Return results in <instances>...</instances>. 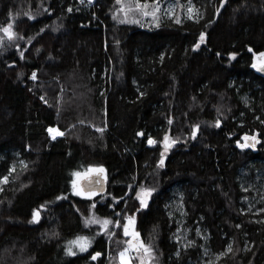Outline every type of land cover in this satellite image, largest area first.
<instances>
[{
	"label": "trees",
	"instance_id": "obj_1",
	"mask_svg": "<svg viewBox=\"0 0 264 264\" xmlns=\"http://www.w3.org/2000/svg\"><path fill=\"white\" fill-rule=\"evenodd\" d=\"M159 6L154 20L125 17L117 0H0V27L16 33L0 31V264H119L121 231L86 226L93 215H133L155 264L197 262L204 249L213 264H264V78L248 51H264V0ZM50 127L64 135L52 140ZM246 134L258 135L256 148L237 145ZM165 135L177 141L167 152ZM100 167L107 192L75 195L72 181ZM141 187L154 189L144 208ZM181 222L190 247L176 239ZM77 236L91 246L68 255Z\"/></svg>",
	"mask_w": 264,
	"mask_h": 264
},
{
	"label": "snow or ice",
	"instance_id": "obj_2",
	"mask_svg": "<svg viewBox=\"0 0 264 264\" xmlns=\"http://www.w3.org/2000/svg\"><path fill=\"white\" fill-rule=\"evenodd\" d=\"M84 0H81V3H83ZM89 3L92 2V0H88ZM117 3L121 5V8L119 9L120 12H123L125 17L128 16V14L130 12L133 11H138L140 14H142L143 16H152L153 19H156V15L157 13L160 11V6H159V0H152V6H151V10H149V3L147 2V0H145V2H141V0H135V4L134 5H125L124 0H117ZM69 12L72 11L71 8L68 9ZM194 9L192 7L188 8V12L191 15V13H193ZM217 11H219V9H217ZM11 15V13H10ZM33 18V17H30ZM116 16H113V19H115ZM121 22H125L124 20H121ZM129 23H138V20H129ZM177 23H180L179 19H177L176 21ZM13 25L12 23H8L6 26L0 27V31H2L9 40H12L15 38L16 33L13 32ZM205 42V34L201 33L198 39V42H196L193 47L194 49H198L200 48L201 44H203ZM0 43H2V38H0ZM249 52H252L253 55V63H252V68L256 69L259 72H264V51H260V52H253V50L251 48L248 49ZM21 58H23V52H21ZM217 55H219V53H217ZM229 56L232 60L236 59V53H229ZM32 79H36V73L33 72L32 73ZM169 123H171V120H169ZM219 121L216 122L217 127L219 126ZM199 129V125H194L193 126V132H192V138L195 139L196 137V132ZM100 132H103V129H97ZM48 132L51 134L52 139H56L57 136H63L64 133L61 132L59 129L57 128H48ZM137 135L143 136L144 133L143 132H139L137 133ZM243 143H241L239 140H237V145L244 149V148H255L256 144L259 143L258 139L256 136H248L247 134L243 137ZM148 144H155L156 141L154 139H152L151 137H148L147 140ZM177 141L176 140H171L169 138V136L165 135L164 139H163V146H164V152H167L169 150L170 147H172V145H174ZM164 152L161 153V159H160V165L163 166L164 163ZM15 170V168L13 167V171ZM91 171L96 172L99 175H103L104 173V169L102 167L100 168H93L91 169ZM74 176H76L77 178L81 177V173L76 172L73 173ZM8 183V176H4L2 178H0V184H6ZM95 183H100L99 180H97ZM72 186H73V191L74 194L77 196H82V197H86L88 199H91L93 196H95L97 194V190L91 185L89 184V186L85 187L82 186L81 184H79L77 182V180H73L72 181ZM129 188H131V186H129ZM99 191H103V188L101 187L99 189ZM154 191V189L152 188H145V187H141L139 189V191L135 192V197L136 199L139 201V205L141 208L147 207L148 204V199L149 197L152 195V192ZM62 197L58 196L56 197V199H61ZM116 199V198H114ZM95 204L93 203L91 205V208H95ZM41 207H43V205H41ZM262 211H264V209H262ZM115 215L119 216L120 213H115ZM40 219V211L39 210H34L33 212V216H32V221L30 222H38ZM125 219L127 220V223H124L123 225H121V221L120 220H115L112 221L111 219H100L98 217H96L95 215L91 216V217H87L84 220V223L86 226L92 225V224H99L101 226V228L105 231L108 230L109 225L111 224H115L116 227H122L123 228V233L125 236L130 237L131 239L129 241H127L128 247L125 248L124 250H122L119 253V260H120V264H131V256H130V252L135 251L137 252L139 255V259H140V264H151V260H152V249L148 246L145 245L143 243V241L140 239V234L139 232H137L135 230V217L133 215H128L125 217ZM68 247L66 249V252L68 255H76V252L73 250L74 247L77 248L80 252H85L88 250V247L90 245V240L87 236H77L74 240H71L68 242ZM228 252L232 251V246L228 245L227 248ZM102 255L101 252L97 251L94 252L93 254H91V259L93 261L97 260L98 257H100ZM221 255H224V253H221Z\"/></svg>",
	"mask_w": 264,
	"mask_h": 264
},
{
	"label": "rangeland",
	"instance_id": "obj_3",
	"mask_svg": "<svg viewBox=\"0 0 264 264\" xmlns=\"http://www.w3.org/2000/svg\"><path fill=\"white\" fill-rule=\"evenodd\" d=\"M159 13V12H158ZM157 13V14H158ZM146 17V16H144ZM149 19H153L152 16H148ZM59 129V128H57ZM60 130V129H59ZM61 131V130H60ZM62 132V131H61ZM49 133V132H48ZM51 135V134H50ZM61 137V136H60ZM51 139H52V136H51ZM53 140V139H52ZM150 145V144H148ZM19 166H22L24 165V162H19L18 163ZM15 168V167H14ZM2 188V185L0 184V189ZM150 198L151 196L149 197L148 199V203L150 201ZM148 205V204H147ZM253 205L251 204L250 205V208L252 207ZM182 205H181V196L178 195L176 197V199L174 200V205H173V208H174V211L175 213H177L178 215H181L183 216V212H182V209H181ZM127 223V220L126 222ZM123 225V224H121ZM135 230H136V225H135ZM118 231H121L120 233H122L123 235V241L126 242V248L128 247L127 245V241H129L131 238L130 237H127L124 235L123 233V228L122 227H115V230L111 233V237L114 236V233H117L118 234ZM137 231V230H136ZM110 237V238H111ZM194 237L192 235V233H190V229L189 227H185V224L181 222L180 224V228L178 229V232H177V236H176V239L180 242V244L182 245V247H190L192 245L195 244V239L192 238ZM91 245H89L88 248H90ZM77 252H80L78 249H77ZM139 255L137 252H130V256H131V264H140V259H139ZM214 258L209 254V251L207 249H204V254L203 256L200 258L199 261L195 262V261H191L189 264H213L214 263ZM118 262L120 264V260H119V255H118ZM151 264H155L153 262V256H152V260H151Z\"/></svg>",
	"mask_w": 264,
	"mask_h": 264
},
{
	"label": "water",
	"instance_id": "obj_4",
	"mask_svg": "<svg viewBox=\"0 0 264 264\" xmlns=\"http://www.w3.org/2000/svg\"><path fill=\"white\" fill-rule=\"evenodd\" d=\"M85 1L88 2V0H85ZM96 1H98V0H92L91 3H94ZM252 69L256 74H258L260 77L264 78V72H259L254 68H252ZM248 136H251V135H248ZM254 136H256L258 139V135H254ZM243 137H242V139H243ZM259 143H260V141H259ZM259 143H257V145H259ZM97 180H99L100 183H95ZM78 183L81 184L82 186H85V187H87V186H89V184H91L97 190V194L95 196H93L90 200H92L98 196H102L107 192V176H106L105 172L103 173V175H99L96 172L90 171L89 173H87L83 177H81L79 179ZM101 187L103 188V191H99V189ZM83 198H86V197H83ZM86 199H88V198H86ZM132 252L134 253L135 251H132Z\"/></svg>",
	"mask_w": 264,
	"mask_h": 264
},
{
	"label": "flooded vegetation",
	"instance_id": "obj_5",
	"mask_svg": "<svg viewBox=\"0 0 264 264\" xmlns=\"http://www.w3.org/2000/svg\"><path fill=\"white\" fill-rule=\"evenodd\" d=\"M247 135H251V134H247ZM251 136H254V135H251ZM258 141H260V139L258 138ZM244 141H242V143H243ZM256 147H257V144H256ZM255 147V148H256ZM249 148H251V147H249Z\"/></svg>",
	"mask_w": 264,
	"mask_h": 264
},
{
	"label": "bare ground",
	"instance_id": "obj_6",
	"mask_svg": "<svg viewBox=\"0 0 264 264\" xmlns=\"http://www.w3.org/2000/svg\"><path fill=\"white\" fill-rule=\"evenodd\" d=\"M78 1H80V2H81V0H78ZM84 1H85V0H84ZM49 134H50V133H49ZM57 137H60V136H57ZM57 137H56V138H57Z\"/></svg>",
	"mask_w": 264,
	"mask_h": 264
},
{
	"label": "built area",
	"instance_id": "obj_7",
	"mask_svg": "<svg viewBox=\"0 0 264 264\" xmlns=\"http://www.w3.org/2000/svg\"><path fill=\"white\" fill-rule=\"evenodd\" d=\"M94 4V3H93ZM93 4H91V5H93ZM58 138V137H57Z\"/></svg>",
	"mask_w": 264,
	"mask_h": 264
}]
</instances>
